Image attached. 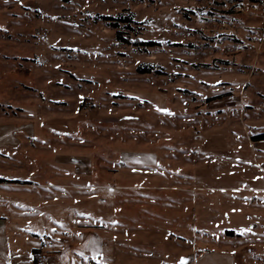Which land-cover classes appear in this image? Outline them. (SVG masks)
Here are the masks:
<instances>
[{
    "label": "rangeland",
    "instance_id": "obj_1",
    "mask_svg": "<svg viewBox=\"0 0 264 264\" xmlns=\"http://www.w3.org/2000/svg\"><path fill=\"white\" fill-rule=\"evenodd\" d=\"M0 125L33 133L22 150L93 153L104 176L156 150L173 173L158 225L185 240L164 264H232L200 251L204 227L238 232L236 264H264V0H0Z\"/></svg>",
    "mask_w": 264,
    "mask_h": 264
},
{
    "label": "crops",
    "instance_id": "obj_2",
    "mask_svg": "<svg viewBox=\"0 0 264 264\" xmlns=\"http://www.w3.org/2000/svg\"><path fill=\"white\" fill-rule=\"evenodd\" d=\"M19 134L32 140L28 130L0 125V264H164V256L175 253L162 250L185 242L158 225L164 199L157 192L173 173L163 174L168 167L158 161L156 150L121 152L104 176L93 153L64 145L22 150ZM178 177V182L186 178ZM179 189L194 197L193 187ZM56 227L67 235L46 244L44 237ZM222 232L216 237L204 227L195 241L203 252L216 243L229 248L236 264L232 242L238 232Z\"/></svg>",
    "mask_w": 264,
    "mask_h": 264
},
{
    "label": "trees",
    "instance_id": "obj_3",
    "mask_svg": "<svg viewBox=\"0 0 264 264\" xmlns=\"http://www.w3.org/2000/svg\"><path fill=\"white\" fill-rule=\"evenodd\" d=\"M104 20L106 21H110V20H113V18L111 17H104L103 18ZM118 21L120 22H129L131 20L127 19V18H118ZM113 27H118V24H113ZM129 28V26H127ZM117 40L123 42V43H127V44H134L136 46L138 45H149V46H152V45H155L153 42H140V41H134L132 42L131 38L129 37V35H126V34H123V32H117ZM137 71L138 73H141V74H148V73H152L154 71V68L153 67H138L137 68ZM255 141H260V140H264V134H261L259 136H257L255 139ZM0 181H2V179H0ZM226 234L228 236H233L234 235V232L233 231H227Z\"/></svg>",
    "mask_w": 264,
    "mask_h": 264
},
{
    "label": "built area",
    "instance_id": "obj_4",
    "mask_svg": "<svg viewBox=\"0 0 264 264\" xmlns=\"http://www.w3.org/2000/svg\"><path fill=\"white\" fill-rule=\"evenodd\" d=\"M42 264H44V262Z\"/></svg>",
    "mask_w": 264,
    "mask_h": 264
}]
</instances>
